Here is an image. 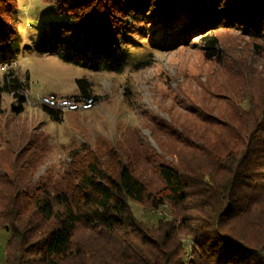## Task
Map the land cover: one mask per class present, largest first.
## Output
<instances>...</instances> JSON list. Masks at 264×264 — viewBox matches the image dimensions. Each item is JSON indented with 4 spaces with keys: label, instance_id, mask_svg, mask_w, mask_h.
Returning a JSON list of instances; mask_svg holds the SVG:
<instances>
[{
    "label": "rangeland",
    "instance_id": "1",
    "mask_svg": "<svg viewBox=\"0 0 264 264\" xmlns=\"http://www.w3.org/2000/svg\"><path fill=\"white\" fill-rule=\"evenodd\" d=\"M17 8L18 48L0 57V188L17 192L19 203L43 192L51 199L58 193L77 198L81 175L93 161L108 173L117 162L125 164L152 192L163 185L158 164L167 163L184 172L194 189L196 172H206L215 154L239 150L250 130L264 128V35L217 27L210 34L218 52L208 57L204 33L170 45V39L160 40L162 10L154 17L134 15L117 37L118 52L125 54L122 68L108 71L68 63L55 52L57 45H48L53 24L73 23L53 0H17ZM187 17L177 12L178 21ZM9 75L23 85L19 111L18 98L2 89ZM77 78L88 82L91 105L54 107L56 118L47 115L37 99L80 95ZM128 203L146 225L175 212L167 202L157 208ZM52 205L62 209L54 199ZM97 233L80 225L73 239L94 248ZM8 237L0 228V264Z\"/></svg>",
    "mask_w": 264,
    "mask_h": 264
},
{
    "label": "trees",
    "instance_id": "2",
    "mask_svg": "<svg viewBox=\"0 0 264 264\" xmlns=\"http://www.w3.org/2000/svg\"><path fill=\"white\" fill-rule=\"evenodd\" d=\"M53 2L73 23L53 24L48 45H57L62 60L90 69L121 70L125 54L118 52L117 37L134 15L154 17L162 10L166 20L158 30L163 32L160 40L170 39V45L183 43L190 33H204L208 57L218 52V40L210 34L217 27L264 35V0ZM17 9V0H0L2 59L18 48ZM178 11L188 17L178 21ZM75 82L81 94L70 97L94 98L85 79ZM2 87L18 98L19 111L23 85L9 75ZM41 108L56 118L57 109L43 103ZM246 140L235 152L215 154L206 172H196L194 189L184 172L163 162L158 164L163 185L156 192L121 162L112 173L90 162L78 182L77 198L64 193L52 197L61 210L53 208L46 192L19 203L20 195L2 186L0 228L9 232L2 264H264V128L250 130ZM129 200L154 208L167 202L175 212L169 220L146 225L132 214ZM80 225L98 229L100 244L77 246L73 237Z\"/></svg>",
    "mask_w": 264,
    "mask_h": 264
},
{
    "label": "bare ground",
    "instance_id": "3",
    "mask_svg": "<svg viewBox=\"0 0 264 264\" xmlns=\"http://www.w3.org/2000/svg\"><path fill=\"white\" fill-rule=\"evenodd\" d=\"M38 100L43 103L48 105V101L52 100V93H49L46 96H43V98H38ZM53 102H59V103H55V108H61V107H66V108H70V109H74L77 107V105H82L84 107H88L89 105H91L92 103V99L91 98H72V97H58L56 95H53Z\"/></svg>",
    "mask_w": 264,
    "mask_h": 264
},
{
    "label": "built area",
    "instance_id": "4",
    "mask_svg": "<svg viewBox=\"0 0 264 264\" xmlns=\"http://www.w3.org/2000/svg\"><path fill=\"white\" fill-rule=\"evenodd\" d=\"M53 95H55V94L52 93V100L48 101V106L51 108H54L55 103H59V102H53ZM40 98H43V96H41Z\"/></svg>",
    "mask_w": 264,
    "mask_h": 264
},
{
    "label": "clouds",
    "instance_id": "5",
    "mask_svg": "<svg viewBox=\"0 0 264 264\" xmlns=\"http://www.w3.org/2000/svg\"><path fill=\"white\" fill-rule=\"evenodd\" d=\"M38 100V99H37ZM37 102H39V101H37Z\"/></svg>",
    "mask_w": 264,
    "mask_h": 264
}]
</instances>
